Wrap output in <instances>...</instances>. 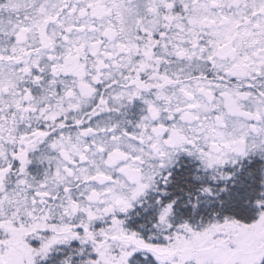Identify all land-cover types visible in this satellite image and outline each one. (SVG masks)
Segmentation results:
<instances>
[{
  "label": "snow or ice",
  "instance_id": "snow-or-ice-1",
  "mask_svg": "<svg viewBox=\"0 0 264 264\" xmlns=\"http://www.w3.org/2000/svg\"><path fill=\"white\" fill-rule=\"evenodd\" d=\"M0 264H264V0H0Z\"/></svg>",
  "mask_w": 264,
  "mask_h": 264
}]
</instances>
